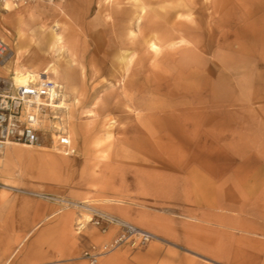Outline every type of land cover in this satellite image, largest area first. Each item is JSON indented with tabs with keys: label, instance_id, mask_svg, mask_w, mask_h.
Masks as SVG:
<instances>
[{
	"label": "crops",
	"instance_id": "0c3cea01",
	"mask_svg": "<svg viewBox=\"0 0 264 264\" xmlns=\"http://www.w3.org/2000/svg\"><path fill=\"white\" fill-rule=\"evenodd\" d=\"M111 1L0 4V38L13 53L2 74L45 72L64 87L82 82L90 67L88 52L118 53L115 39L106 48L98 43L104 35L118 34L106 17ZM254 4L245 8L256 14L254 42L240 39L237 49H229L236 55L224 63L237 74L229 72L221 80L204 76L201 89L174 87L152 107L127 113L107 150L94 149L97 142L84 139L87 129L75 123L80 137L72 144L75 156L37 149L31 159L13 161L8 150L23 148L6 146L2 153L10 163L37 166L47 179H65V185H49L53 188L45 193L52 198L46 202L8 201L0 193V250L2 226L21 229L12 243L15 251L22 249L14 260L1 252L0 264H85L74 257L88 243H106L118 233L116 227L101 232L89 223L75 231L76 223L89 220L85 211L114 215L166 242L122 247L98 264H264V0ZM143 14L142 6L133 17ZM123 30L129 38L136 35L129 24ZM146 43L157 47L154 40ZM133 44L122 50L127 69L134 67ZM100 62L93 66L119 68L114 61ZM110 74L117 77L114 70ZM129 74L127 83L132 82Z\"/></svg>",
	"mask_w": 264,
	"mask_h": 264
},
{
	"label": "rangeland",
	"instance_id": "374dc122",
	"mask_svg": "<svg viewBox=\"0 0 264 264\" xmlns=\"http://www.w3.org/2000/svg\"><path fill=\"white\" fill-rule=\"evenodd\" d=\"M28 1L23 0L18 4ZM255 1L259 0H112L109 2L106 17H108L109 24L113 21L114 27H118V34L104 35L98 43L101 48H106L107 44L111 43V39H115L114 41L118 44V53L110 55L104 50L100 53L88 52L86 63L90 67L81 77L83 81L64 87L66 109L63 117L72 144L80 139L72 128V124L75 123L78 126L81 125L82 129H87L84 139L90 142L96 141L97 143L92 145L101 153L107 150V145L118 139V124L122 121L126 122L123 118H127V113L134 114L136 109L152 107L157 98L166 97L165 93L170 89L174 90V87H181V91H190L192 85H196L201 89L206 85V80H203L204 76L221 80L229 72L237 74L238 69L226 68L224 63L229 56L231 59L234 58L236 53H231L229 49H237L240 39H244L243 42L246 39L254 42L256 38L254 36L256 14L254 10L248 14V9H245L250 6L253 8ZM142 6L144 14L141 19L136 20L133 15L137 8ZM0 11H2L1 7ZM111 16L112 20H110ZM128 24L136 32L133 38L124 35L123 29ZM149 39L156 42V48L147 45L146 41ZM127 43H134V51H129V54L133 55L132 64L134 65L130 69L122 67V60L126 55V52L122 50ZM75 56L78 58V53H75ZM90 56L94 61L89 60ZM102 59L109 65L113 61L114 64L118 63L119 68L103 69L93 66L95 63L101 64ZM81 70L84 71L83 68ZM113 70L117 72V77H111L110 71ZM128 70L130 74L133 73L131 76L129 74L132 77L130 83L126 80ZM102 74L103 77H101ZM112 79L118 81L110 82ZM17 145L23 149L16 147L9 149L11 159L21 156L25 157L22 158L24 161L31 159L30 152L37 151V149L60 154L49 139H46L40 146ZM73 148L75 149L74 146ZM76 154L75 149L70 156ZM0 157H2L0 193L8 201L11 198L12 200L29 198L46 202L52 198L45 193L48 188L52 187L49 185L54 183L56 188H62L65 185V179L54 181L47 179L45 170L42 168L34 166V168L24 169L25 166L21 164L24 166L22 169L19 164L10 163L4 159L6 158L4 153L0 154ZM72 182L75 188L77 180ZM82 213L86 214L87 219L89 218L84 226L91 224L89 221L92 214L88 211ZM77 227L76 223L75 231L79 230ZM19 230L21 229L2 226V250H0L2 258L11 257L14 260L22 254V249L19 247L15 251L16 244L12 243L15 232ZM154 242L166 243L160 238L149 244ZM148 245L135 249H143ZM82 251L83 249L74 257V260L86 264V261L81 259Z\"/></svg>",
	"mask_w": 264,
	"mask_h": 264
},
{
	"label": "built area",
	"instance_id": "2783aa9c",
	"mask_svg": "<svg viewBox=\"0 0 264 264\" xmlns=\"http://www.w3.org/2000/svg\"><path fill=\"white\" fill-rule=\"evenodd\" d=\"M5 1L0 0V3ZM10 1L18 3L23 0ZM11 52L10 45L0 38V154L11 143L32 147L40 146L46 139L60 152L74 153L63 117L66 109L64 86L47 74L28 75L23 82L14 80L11 75H3L1 66L10 58ZM89 222L101 232L116 227L118 233L106 243L88 244L81 253L86 264H98L103 256L122 246L141 248L160 239L149 231L100 211H92ZM77 226L82 229L84 224L77 223Z\"/></svg>",
	"mask_w": 264,
	"mask_h": 264
},
{
	"label": "bare ground",
	"instance_id": "6f19581e",
	"mask_svg": "<svg viewBox=\"0 0 264 264\" xmlns=\"http://www.w3.org/2000/svg\"><path fill=\"white\" fill-rule=\"evenodd\" d=\"M6 1H8V0H6ZM106 1H110V0H106ZM139 15V14H138ZM131 35V34H130ZM11 51H12V48H11ZM12 52H11V55H10V57L12 56ZM42 56V55H41ZM41 58V57H40ZM10 59V58H9ZM8 59V60H9ZM12 59V58H11ZM42 59V58H41ZM41 59H39V60H41ZM7 60V61H8ZM6 61V62H7ZM47 61V60H46ZM5 62V63H6ZM4 63V64H5ZM4 64L1 66V67H3L4 66ZM46 65V64H45ZM45 68V67H44ZM53 72H55V73H57V70H53ZM16 73H18V71H16ZM37 74H44V75H46V73L45 72H27V73H24V74H22V75H15L14 73H12V77L14 78V80H16V81H18V82H23L24 80H25V78L28 76V75H37ZM69 136H70V134H69ZM11 144H14V143H11ZM8 145H10V144H8ZM4 151V150H3Z\"/></svg>",
	"mask_w": 264,
	"mask_h": 264
}]
</instances>
